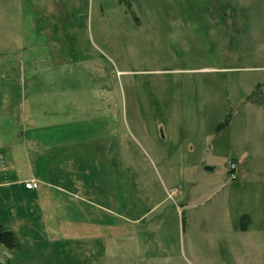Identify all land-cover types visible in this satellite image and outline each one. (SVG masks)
<instances>
[{
    "label": "rangeland",
    "instance_id": "374dc122",
    "mask_svg": "<svg viewBox=\"0 0 264 264\" xmlns=\"http://www.w3.org/2000/svg\"><path fill=\"white\" fill-rule=\"evenodd\" d=\"M0 177L2 264H264V0H0Z\"/></svg>",
    "mask_w": 264,
    "mask_h": 264
},
{
    "label": "trees",
    "instance_id": "16d2710c",
    "mask_svg": "<svg viewBox=\"0 0 264 264\" xmlns=\"http://www.w3.org/2000/svg\"><path fill=\"white\" fill-rule=\"evenodd\" d=\"M0 244H3L10 250L18 248L17 238L14 232L6 229L2 223H0Z\"/></svg>",
    "mask_w": 264,
    "mask_h": 264
},
{
    "label": "built area",
    "instance_id": "2783aa9c",
    "mask_svg": "<svg viewBox=\"0 0 264 264\" xmlns=\"http://www.w3.org/2000/svg\"><path fill=\"white\" fill-rule=\"evenodd\" d=\"M0 183H1V177H0ZM25 187L28 190H35L39 187V182L35 179H31L25 182Z\"/></svg>",
    "mask_w": 264,
    "mask_h": 264
},
{
    "label": "water",
    "instance_id": "95a60500",
    "mask_svg": "<svg viewBox=\"0 0 264 264\" xmlns=\"http://www.w3.org/2000/svg\"><path fill=\"white\" fill-rule=\"evenodd\" d=\"M205 169L206 170H212L213 168L211 166H206Z\"/></svg>",
    "mask_w": 264,
    "mask_h": 264
}]
</instances>
